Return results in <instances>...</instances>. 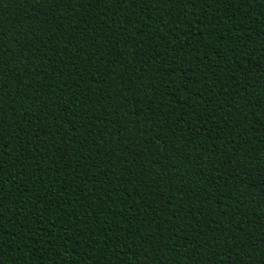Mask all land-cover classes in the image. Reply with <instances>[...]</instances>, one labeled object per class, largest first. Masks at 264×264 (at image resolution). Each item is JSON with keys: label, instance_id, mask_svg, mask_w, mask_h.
<instances>
[{"label": "trees", "instance_id": "1", "mask_svg": "<svg viewBox=\"0 0 264 264\" xmlns=\"http://www.w3.org/2000/svg\"><path fill=\"white\" fill-rule=\"evenodd\" d=\"M0 264H264V0H0Z\"/></svg>", "mask_w": 264, "mask_h": 264}]
</instances>
